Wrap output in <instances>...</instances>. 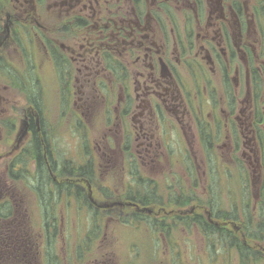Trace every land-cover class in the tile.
<instances>
[{
	"label": "flooded vegetation",
	"instance_id": "obj_1",
	"mask_svg": "<svg viewBox=\"0 0 264 264\" xmlns=\"http://www.w3.org/2000/svg\"><path fill=\"white\" fill-rule=\"evenodd\" d=\"M46 79L63 88L60 103L79 88L73 115L86 135L93 125L100 132L88 145L81 139L80 163L64 160L66 176L54 173L44 144L46 98L41 96V104L32 93L38 86L43 90ZM262 136L264 0H0V162L18 171L28 162V156L21 157L24 143L31 157L38 139L50 190L71 199L62 217L76 202L75 210L89 209L99 227L114 217L127 225L119 219L124 216L158 233L166 219L175 227L186 218L197 225L199 212L212 224L214 214L200 204L183 209L182 199L195 198L181 189V177L173 176L179 186L164 195L140 169L135 176L132 151H138L144 169L164 157L183 166L197 189L188 155L197 152V140L208 167L223 166L222 146L231 153L243 149V158L250 167L257 163L254 171L261 177ZM116 146L126 153L125 190L100 183L104 191L95 186L99 158L108 160ZM33 162L36 169V158ZM237 167L241 172L239 160ZM260 209L256 205V221L242 214L248 230H256ZM46 227L57 236L54 224ZM3 242L0 264L7 263Z\"/></svg>",
	"mask_w": 264,
	"mask_h": 264
},
{
	"label": "rangeland",
	"instance_id": "obj_2",
	"mask_svg": "<svg viewBox=\"0 0 264 264\" xmlns=\"http://www.w3.org/2000/svg\"><path fill=\"white\" fill-rule=\"evenodd\" d=\"M50 80H44L43 90L38 86L32 93L38 96L41 104V96L46 98L44 123L49 133L47 140L51 161L57 168L54 173L66 176L63 172L64 160L71 159L76 166L82 155L81 139L84 138L88 145L92 137H97L100 132H97V126L93 125L92 130L88 128L86 135V127L73 115L78 110V105H74L72 100L81 95L79 88L71 89L73 95L71 91L70 94L67 91V98L70 100H65L63 104L59 100L63 88ZM25 93H29V90ZM25 101L23 95L21 105L25 104ZM87 123L84 120V124ZM262 137L263 145L257 155L259 161H263L264 168V136ZM27 144L24 143L21 157L24 159L28 156V162H24L18 171L4 167L3 162H0V200L1 203L6 201L4 203L11 209L10 217L2 218L0 213V241H4L1 246L7 256V264H264V240L256 235H248L251 232L246 228L249 223H245L242 216L251 212L250 219L254 218L256 221V205L264 208V174L256 177L254 169L257 163H253L255 167H250L241 153L243 149L231 153L227 147L222 146L221 150L226 153V157L222 159L223 166L214 162L208 167L197 140L193 147L197 152L188 154L191 156L194 175L198 178L197 189L192 185V181L187 179L188 170L183 166L174 165L170 159L161 158L150 168L144 169L138 151H132L131 155L136 164L135 176H140V169L141 174L159 183L160 191L164 195L171 190H177L179 186L173 176L181 177V189L193 192L195 198L193 201L188 200L183 209L189 210L192 205L200 204L203 209L214 215L232 210L237 213L235 226L227 224L225 228L236 232L235 227L240 226V233H244L245 238L237 233V242L250 246L246 257H241L238 247L230 248L220 243L219 235H207L199 224H190V221L196 223L190 218H186L181 227L172 226L170 219H166L164 226L160 225L157 233L151 228H144L140 222L129 223L131 219L124 216L119 219L127 220V225H124V222L120 224L117 217L106 218L98 230L94 221L95 214L88 211L89 209L75 210L76 202L72 203V207L69 206L72 208L69 216L62 217L61 214L67 212L66 205L71 199L65 195L60 197L57 190L51 191L50 185H46L45 173H37L33 157H30L32 154L26 148ZM42 152L44 155V151ZM125 155V150L116 146L107 158L110 162L99 158V179L95 185L97 188H101L100 183H103L117 191L125 190ZM237 160L242 168L241 172L238 170ZM104 162L109 165L104 167ZM57 208L62 212L56 213ZM257 218L261 221L260 217ZM195 219L208 220L206 214L201 212L196 214ZM156 220L159 224L163 218ZM47 223L57 226L56 237L49 235L46 230ZM10 254L19 259H13L12 256L9 259Z\"/></svg>",
	"mask_w": 264,
	"mask_h": 264
},
{
	"label": "trees",
	"instance_id": "obj_3",
	"mask_svg": "<svg viewBox=\"0 0 264 264\" xmlns=\"http://www.w3.org/2000/svg\"><path fill=\"white\" fill-rule=\"evenodd\" d=\"M43 139H44V144L46 145L47 149H49V143H48L47 137L44 136ZM36 148L37 149H36V151H34V153H33L34 155L32 157L36 158V161H37V167H36L37 173L40 175L41 172H44L45 176H46V180H47L46 185H49L50 177L48 176L46 169H45V161H44L43 152H42V148H41V142H38V139H37V147ZM49 153H50V151L48 150V154H47L48 157L50 156ZM23 165H24V163H23ZM75 171H77V170H75ZM45 176H42L43 179L45 178ZM263 194H264V191H263ZM185 203H186V201L184 199H182V204L184 205ZM3 204L4 203H2V205H0L1 217L2 218L10 217L9 213H10L11 209L9 207H7L6 204H4V205ZM1 209L2 210L4 209L5 211H1ZM259 213H260L259 217H260L261 221H258V227L256 228V230H254V232H252L251 229L248 230V231H251L250 233H248V235H250V234L256 235L259 239L264 240V208L263 207H261ZM250 214H251V212H250ZM136 217L137 216H134V218H136ZM214 218L215 219H214V222L212 224H209L207 221H202L201 219H197V222L204 229L203 231L205 234H207V235H210V234L219 235L220 236L219 237L220 243H222L225 246H229L230 248H236L237 249V247H238V249L241 253V257H246L248 255L247 250H250L249 244H246L247 246L243 245L242 243L239 244L237 242V232H234L231 230H226V228H225V225H227V224L237 223V213H235L233 210L230 212H219V213H215ZM96 220L97 219L95 217L94 221H96ZM125 222H128V221L126 220ZM48 225H50V224L47 223L46 226H48ZM54 226H55V233H56L57 227L55 224H54ZM95 226L97 227L98 230L100 229V227L97 224V221H96ZM46 230H48V228ZM246 237H247V234H246ZM11 256L13 257V259H19V257L16 258L12 254H10V256H8V258L10 259Z\"/></svg>",
	"mask_w": 264,
	"mask_h": 264
}]
</instances>
